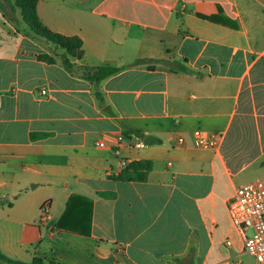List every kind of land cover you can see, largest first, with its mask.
<instances>
[{"label":"crops","instance_id":"crops-1","mask_svg":"<svg viewBox=\"0 0 264 264\" xmlns=\"http://www.w3.org/2000/svg\"><path fill=\"white\" fill-rule=\"evenodd\" d=\"M37 12L82 39L73 63L121 72L91 83L68 71L15 0H0V251L24 263L256 264L228 203L264 176V0H39ZM196 130L219 146L197 148ZM140 160L154 162L147 180L109 178ZM73 196L92 203L90 237L57 227Z\"/></svg>","mask_w":264,"mask_h":264},{"label":"trees","instance_id":"trees-1","mask_svg":"<svg viewBox=\"0 0 264 264\" xmlns=\"http://www.w3.org/2000/svg\"><path fill=\"white\" fill-rule=\"evenodd\" d=\"M38 2L39 0H15L16 7L20 9L21 17L29 28V34L35 39L51 42L57 48L61 49L64 52L62 55V63L68 71L77 72L81 77L91 83H100L121 72V68L114 65L89 67L73 63V60L82 61L84 58L82 39L77 36L68 37L48 28L38 15ZM38 59L47 63H55L56 61V58L49 54L39 55ZM42 136L44 135L33 134L32 137ZM153 170L154 162L151 160L132 161L120 172L109 176V178L117 181H145ZM98 195L103 196L102 193H98ZM92 212L93 207L90 201L79 196H73L70 198L66 212L57 227L71 234L90 237ZM0 261L9 264H60L54 262L46 263L42 259H34L31 263H24L12 260L1 251ZM173 261L176 264L181 263V260L178 258L173 259Z\"/></svg>","mask_w":264,"mask_h":264},{"label":"built area","instance_id":"built-area-1","mask_svg":"<svg viewBox=\"0 0 264 264\" xmlns=\"http://www.w3.org/2000/svg\"><path fill=\"white\" fill-rule=\"evenodd\" d=\"M39 93L44 99L49 97L46 88L40 89ZM133 139L135 147L147 146L146 142L136 137ZM220 140L217 134H206L201 130L194 132V145L200 149H215ZM185 143L184 137L177 138L179 146H184ZM50 207V202L44 204V217H48ZM228 217L235 234L242 241L244 251L254 257L256 264H264V176L246 182L236 189L228 203ZM227 245L231 246L232 242L227 241Z\"/></svg>","mask_w":264,"mask_h":264},{"label":"water","instance_id":"water-1","mask_svg":"<svg viewBox=\"0 0 264 264\" xmlns=\"http://www.w3.org/2000/svg\"><path fill=\"white\" fill-rule=\"evenodd\" d=\"M32 188H35V185H31Z\"/></svg>","mask_w":264,"mask_h":264},{"label":"rangeland","instance_id":"rangeland-1","mask_svg":"<svg viewBox=\"0 0 264 264\" xmlns=\"http://www.w3.org/2000/svg\"><path fill=\"white\" fill-rule=\"evenodd\" d=\"M31 187V186H30ZM32 188V187H31ZM33 189V188H32ZM251 233V232H250Z\"/></svg>","mask_w":264,"mask_h":264}]
</instances>
